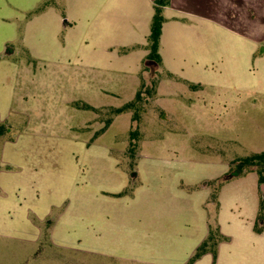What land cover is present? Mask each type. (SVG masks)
Segmentation results:
<instances>
[{"label":"rangeland","instance_id":"rangeland-1","mask_svg":"<svg viewBox=\"0 0 264 264\" xmlns=\"http://www.w3.org/2000/svg\"><path fill=\"white\" fill-rule=\"evenodd\" d=\"M54 2L62 5L0 0V18L9 19L0 21V264H187L186 240L203 213L192 186L264 152V43L256 55L224 56L218 68L195 75L199 89L165 78L159 102L168 119L145 96L133 124L142 134L132 140V113L114 116L112 108L133 101L140 87L128 88L129 75L119 72L107 93L88 91L90 81L112 74L84 61L96 47L78 42L61 7L52 10L50 27L35 20ZM232 28L212 36H261L253 12ZM147 70L144 84L152 89L157 77ZM255 175L234 178L224 190L222 219L236 239L249 214L245 195L254 187L263 193ZM208 208L213 220L211 199ZM51 220L54 238L42 230ZM175 233L182 241H168ZM249 254L241 250L220 264H255Z\"/></svg>","mask_w":264,"mask_h":264},{"label":"crops","instance_id":"crops-1","mask_svg":"<svg viewBox=\"0 0 264 264\" xmlns=\"http://www.w3.org/2000/svg\"><path fill=\"white\" fill-rule=\"evenodd\" d=\"M155 1L62 0V5L57 2L51 3L47 6V9L40 10V14L34 18L50 27L53 16L52 10L61 7L64 15L63 19L67 20V26L71 29H77L78 42L95 45L96 53L84 55V61L87 64L96 65L94 67L97 70H104V73L109 72L112 75H108L109 78L90 81V86L87 88L92 93L102 95L108 92V87H112L114 83L116 85L113 77L115 73L121 72L129 75V79L125 81L128 88L141 87L143 84L145 62L150 52L148 38L155 12ZM249 12L256 13L258 19L261 20V36L259 35L260 31L257 30L255 36L249 38L245 35L228 37L227 34L213 38L212 33L215 29L222 30L223 33L234 31L232 27L244 21L245 14ZM163 16L165 21L159 50L162 64L158 69L157 94L154 104L165 120L168 119L169 111L159 102L162 97L167 95L162 91L165 78L184 84L186 86L184 87L185 91L199 89L202 82L193 78L195 75H204L212 68H218L216 63L220 59H224V56L236 60L246 53V49L250 56L256 55L259 53L258 50L262 43H264V0H170L163 8ZM8 20L5 17L0 18L1 22ZM215 26L220 29L215 28ZM216 44L219 47L215 49ZM181 75H184V77ZM189 76L191 78H187ZM172 95L175 96L176 94ZM172 95L170 94V96ZM86 105L95 109L93 111L98 110L95 106ZM87 129H90V127ZM102 129L101 127L99 133H102ZM139 153L140 148L137 158H139ZM253 174H257L255 175L256 185L258 183L261 191L257 172L251 171L241 177L251 176L252 178ZM218 178H203L201 181H206L204 186L200 187L198 182L192 186L195 193L201 194L202 201L199 206H201L203 213L199 208L200 216L195 229L198 232L195 231L196 235H190L186 240L190 250L185 259L182 260L185 263L190 261L198 247L209 236L210 213L212 212L208 208V203L213 192L209 183ZM227 185L228 182L219 191V210L216 217L220 232L225 240L219 243L217 247L216 260H214L212 253H208L193 264H202V262L208 264L209 260L211 264H220L222 259H234L236 256L238 258L241 250L244 251L245 249L250 252L247 256L249 261L255 264H264V230L261 233L255 230L261 196L258 191L254 192L256 187L245 195L244 205L249 207V214L240 224L242 226V228H239L240 232L238 234L240 239H236L234 234L225 230L222 219L224 203L228 200L224 193ZM125 189H127V186ZM85 216L86 214L82 210L79 217L84 219ZM56 222L57 220H51L48 223L43 222V226L46 225L42 230L46 229L47 233L53 236L52 238L55 237L57 231ZM167 227H170V225ZM160 228L162 229L161 226ZM147 230H150V225H147ZM84 235L85 231L83 229L79 232V236ZM168 238V241L174 238L182 241L181 234H171ZM161 244L166 248L170 246L165 243ZM65 247L69 248L70 246Z\"/></svg>","mask_w":264,"mask_h":264},{"label":"trees","instance_id":"trees-1","mask_svg":"<svg viewBox=\"0 0 264 264\" xmlns=\"http://www.w3.org/2000/svg\"><path fill=\"white\" fill-rule=\"evenodd\" d=\"M170 0H156L155 1V12L151 23V32L148 38V48L149 55L145 62V67L148 68L146 72H148L152 77L156 75L157 80L153 82L152 89L146 88L144 81L141 85L139 91L137 92L135 99L122 107L112 108L114 116H118L125 112L132 113V122L140 123L141 120L140 115L138 114V105L144 100L145 96L155 97L157 94V85H158V69L162 64V58L160 55V41L163 29V23L165 18L163 16V8L169 3ZM48 5V3H46ZM83 109L86 110H95L89 105L83 104ZM112 121V120H111ZM109 124L102 129V132L106 130ZM131 127L130 136L132 140H136L140 138L141 131L139 127L137 129H133V125ZM132 147H135L136 144L131 143ZM249 168V170L247 169ZM247 170V171H246ZM255 171L259 175V185L264 187V152L253 154L252 156L245 157L241 160V163L238 165L237 169L230 168L229 172L222 177L212 181L209 185L212 187L213 192L211 195V202L216 206V214L213 220L210 217L209 224V236L208 238L198 247L195 254L192 256L188 264H193L201 257L208 253H212L214 256V260L217 258V247L219 243L225 240V237L221 234L219 226L217 224V212L219 210V202H218V194L221 187L227 183L228 181L241 177L244 174ZM255 230L258 233H261L264 230V192L261 196L259 213L255 225Z\"/></svg>","mask_w":264,"mask_h":264},{"label":"water","instance_id":"water-1","mask_svg":"<svg viewBox=\"0 0 264 264\" xmlns=\"http://www.w3.org/2000/svg\"><path fill=\"white\" fill-rule=\"evenodd\" d=\"M261 189H262V192H264V187H262Z\"/></svg>","mask_w":264,"mask_h":264}]
</instances>
